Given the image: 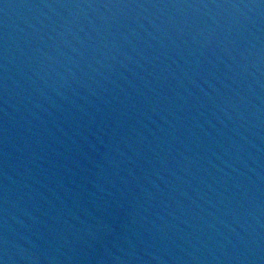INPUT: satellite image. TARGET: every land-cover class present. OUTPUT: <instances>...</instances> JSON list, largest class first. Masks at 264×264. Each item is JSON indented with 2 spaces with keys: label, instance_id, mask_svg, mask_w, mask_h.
I'll return each mask as SVG.
<instances>
[{
  "label": "water",
  "instance_id": "95a60500",
  "mask_svg": "<svg viewBox=\"0 0 264 264\" xmlns=\"http://www.w3.org/2000/svg\"><path fill=\"white\" fill-rule=\"evenodd\" d=\"M3 264H264V0H0Z\"/></svg>",
  "mask_w": 264,
  "mask_h": 264
},
{
  "label": "clouds",
  "instance_id": "9594fccd",
  "mask_svg": "<svg viewBox=\"0 0 264 264\" xmlns=\"http://www.w3.org/2000/svg\"><path fill=\"white\" fill-rule=\"evenodd\" d=\"M0 264H3V262H2V261H0Z\"/></svg>",
  "mask_w": 264,
  "mask_h": 264
}]
</instances>
